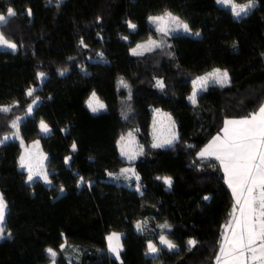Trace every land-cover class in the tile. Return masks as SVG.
<instances>
[{
  "label": "trees",
  "instance_id": "obj_1",
  "mask_svg": "<svg viewBox=\"0 0 264 264\" xmlns=\"http://www.w3.org/2000/svg\"><path fill=\"white\" fill-rule=\"evenodd\" d=\"M254 1L236 18L217 0H0V14L8 7L16 12L0 24L16 45L0 48V107L11 108L0 112V141L19 136L0 143L7 204L0 264H49V248L56 264L216 263L234 199L219 161L197 153L226 119L246 117L264 103V0ZM163 12L199 36L156 32L148 18ZM150 36L160 47L133 54ZM215 68L227 70L230 83L208 85L193 104L192 81ZM92 93L104 103L100 112L86 105ZM156 111L176 123L171 145L152 147ZM129 133L143 146L131 162L118 146ZM20 140L39 142L51 185L27 181ZM126 166L139 181L121 175ZM140 220L146 223L137 231ZM112 232L122 234L119 259L108 251ZM161 235L176 247L160 245ZM149 242L158 246L153 256L146 254Z\"/></svg>",
  "mask_w": 264,
  "mask_h": 264
},
{
  "label": "snow or ice",
  "instance_id": "obj_2",
  "mask_svg": "<svg viewBox=\"0 0 264 264\" xmlns=\"http://www.w3.org/2000/svg\"><path fill=\"white\" fill-rule=\"evenodd\" d=\"M59 2V0H57ZM218 4L224 6H230L231 12L234 17L240 18L242 15H247L248 11L252 9L255 4L254 0H248L247 4L239 5L234 0H217ZM27 14L31 15V9H27ZM16 12L12 7H8L5 14H0V24L6 23L9 18L14 17ZM149 22L156 25V31L167 36L172 31L183 30L184 32H190V28L187 23L182 21L179 17L174 16L170 12H165L162 15L150 16ZM129 28L134 29L136 25L129 22ZM195 35H199L196 33ZM83 44V41H81ZM0 45H5L10 49L15 50L16 45L7 40L2 31H0ZM154 47H160L157 41L149 39L146 44L137 45V49H143L144 51H152ZM137 49H133V54L139 55L142 52H138ZM63 75V72L60 73ZM39 76L43 78L44 74L40 73ZM213 84H219L220 86H226L230 83V77L227 70H221L215 68L208 72L204 76L197 77L193 81V92L189 96V100L195 104L197 96V88H206L209 82ZM121 84L124 81L121 79ZM158 87L163 88L164 83L162 80H157ZM33 89H29L28 95L31 96ZM35 103V102H34ZM88 106L92 112H97L104 108L96 97L95 93L92 94L91 99L88 101ZM11 111L10 107H0V112L7 113ZM32 111V107L29 106L28 112ZM170 119V117H169ZM19 118L13 121L11 127L18 129ZM174 127V125H173ZM40 128L43 132L49 131L48 126L41 121ZM155 131V129H154ZM223 138L216 136L213 140L198 153L201 159L208 157H214L219 161L220 166L225 173L226 183L232 191L235 203L230 213V220L224 226V232L222 233L219 255L216 257V264H264V103H262L258 110L249 114L247 117L239 120L226 119L224 121ZM129 137L132 133L128 134ZM175 133H172L170 137L161 140L159 136H154L156 143L152 147H164L165 145H171L176 139ZM9 137L5 136L3 141H7ZM124 137H121V141ZM38 147V145H37ZM72 149H76L75 143L72 145ZM143 151L142 149L140 150ZM121 155L127 157L128 160H134L136 153L132 152L126 145L121 144ZM20 167L26 168L28 171V181L31 182L34 176H43L45 182L48 181V176L42 171V165L37 164L34 169V165L27 161L25 156H21L19 160ZM130 169H121V175L127 174ZM134 174V172H133ZM111 176L112 174L109 173ZM119 178V177H117ZM139 181V176L136 177ZM157 179H161L157 177ZM164 182L171 186V178L164 177ZM84 180L81 178V183ZM63 191V188H61ZM139 191V187L137 188ZM204 199H208L205 197ZM7 204L2 194H0V239L5 235V216H6ZM237 212L239 215H237ZM146 223V222H144ZM161 228H168L166 223L160 226ZM138 231L143 230V224L138 222L136 224ZM11 236V233H8ZM109 242V249L119 259L120 250V235L113 232L107 237ZM160 243L168 247V249H174L176 245L166 239L164 235L160 236ZM189 245H194L195 241L190 240ZM63 248V245H61ZM149 253H157L158 249L152 243L148 244ZM47 252L50 258L55 264L56 252L49 248Z\"/></svg>",
  "mask_w": 264,
  "mask_h": 264
},
{
  "label": "rangeland",
  "instance_id": "obj_3",
  "mask_svg": "<svg viewBox=\"0 0 264 264\" xmlns=\"http://www.w3.org/2000/svg\"><path fill=\"white\" fill-rule=\"evenodd\" d=\"M235 2V1H234ZM236 4H239V5H243V4H247V3H238V2H235ZM254 4H255V1H254ZM224 6V5H223ZM228 7H230V6H228ZM165 12H163V13H160V14H156V15H152V16H157V15H162V14H164ZM174 16H177V15H175V14H173ZM178 17V16H177ZM180 18V17H179ZM181 19V18H180ZM182 20V19H181ZM148 21H149V19H148ZM183 21V20H182ZM150 23V22H149ZM150 25L156 30V25H154V24H152V23H150ZM156 32H158V31H156ZM186 33V32H184L183 30H177V31H172V32H170V34L169 35H173V34H176V33ZM158 33H160V32H158ZM162 34V33H161ZM186 34H190V35H195V34H193V33H191V32H188V33H186ZM195 36H197V35H195ZM199 36V35H198ZM149 39H152V40H155V41H157V43L159 44V41H158V39L156 38V37H152V36H150L149 38H147L145 41H143V42H141V43H139L138 45H143V44H146L147 43V41L149 40ZM0 48H4V49H9V50H13V49H10V48H8L7 46H5V45H0ZM155 48V47H154ZM16 49V48H15ZM133 49H137V45L133 48ZM133 49H132V51H133ZM137 51L138 52H145L143 49H137ZM212 71V70H211ZM210 72V71H209ZM208 73V72H207ZM207 73H205V74H207ZM205 74H203V75H201V76H204ZM198 77H200V76H198ZM196 79V78H195ZM194 79V80H195ZM193 80V81H194ZM193 81H192V92H193ZM210 84H213L211 81L208 83V85H210ZM208 85H207V87H208ZM217 85H219V84H217ZM220 86V85H219ZM206 87V88H207ZM206 88H203V89H201V88H197L196 89V91H197V95L199 94V93H201L203 90H205ZM192 92H191V95H192ZM93 94V93H92ZM92 94L88 97V99H87V101H86V105H87V107L89 108V106H88V101L91 99V97H92ZM190 95V96H191ZM97 97V96H96ZM98 98V97H97ZM98 100L101 102V103H103L99 98H98ZM37 103H38V100H36L35 101V103H33L32 105H31V107H32V111H33V109H34V107L37 105ZM103 105H104V103H103ZM4 107H8V106H4ZM104 108H105V106H104ZM103 108V109H104ZM103 109H100V110H98L97 112H100V111H102ZM89 110L91 111V109L89 108ZM32 111L29 113L28 111H27V115H30V114H32ZM92 112V111H91ZM97 112H94V113H97ZM169 117H170V119H169ZM19 120H21V118L19 119ZM41 123V122H40ZM40 123H39V129H40V132L42 133V134H47V133H45V132H43L42 130H41V128H40ZM173 125H174V127H173ZM150 129H151V134H152V137H153V141H154V143H156V140H154V136H159L160 137V139L161 140H164V139H166V138H168V137H170L171 136V134L172 133H175V135H176V137H177V135H178V132H177V130H176V123L174 122V120L172 119V117H171V115L168 113V112H166V111H156V112H154L153 113V115H152V120H151V126H150ZM154 129H155V131H154ZM7 137H9V139H18L19 138V136L17 135V134H14V135H10V136H7ZM121 137H124V140L123 141H121ZM120 137V139H119V141H118V146H119V149H120V153H121V144L123 143L124 145H126L132 152H134V153H136V157H135V159H137L139 156H141L142 155V152L140 151L141 149L143 150V146L140 144V142L137 140V138L136 137H134L133 135L131 136V137H129V135L128 134H126V135H123V136H121ZM8 139V140H9ZM20 143H21V145H22V151H21V156L23 155V156H25V158H26V160L27 161H29V162H31L33 165H34V169H35V167L37 166V164H40V165H42V171L44 172V173H46L47 174V176H48V171L46 170V161H47V155L41 150V148H40V145H39V142L38 141H32V142H29L28 144H25L24 142H22L21 140H20ZM37 145H38V147H37ZM20 156V157H21ZM123 157V159L125 160V161H127V162H131V161H134V160H128L127 159V157H125V156H122ZM26 171H27V169L26 168H24ZM123 169H130V170H132V171H129L127 174H125V176L127 177V178H130V177H135V176H137L136 175V173H135V171H134V169L132 168V167H130V166H126V167H124ZM133 172H134V174H133ZM35 179H39V180H41L45 185H51V181H50V179H49V177H48V181H50V183H47V182H45V180L43 179V176L41 175V176H34L33 177V180H35ZM32 180V181H33ZM27 181H28V171H27ZM31 181V182H32ZM29 182V181H28ZM166 185H168V184H166ZM138 222H140V223H142L143 224V226L145 225L144 224V221H142V220H140V221H137L136 222V224L138 223ZM136 227V226H135ZM136 230H137V228H136ZM138 231V230H137ZM113 233V232H112ZM112 233H110L109 235H111ZM115 233H118V232H115ZM119 235H120V238H121V233H118ZM108 235V236H109ZM107 236V237H108ZM166 237V236H165ZM167 238V237H166ZM159 239H160V236H159V238H158V243L160 244V245H164V244H161L160 243V241H159ZM119 243H120V241H119ZM149 243H152L153 245H155L153 242H149ZM148 243V244H149ZM107 246H108V251L113 255V256H115L116 257V255L114 254V253H112L111 251H110V249H109V242H108V240H107ZM120 250H119V253H120V251L122 250V245H121V243H120ZM156 246V248L158 249V246L157 245H155ZM165 247V246H164ZM158 252V251H157ZM146 254L148 255V256H153V255H155V254H153V253H149V251H148V247H147V251H146ZM49 264H53V261H51ZM56 264V263H55Z\"/></svg>",
  "mask_w": 264,
  "mask_h": 264
},
{
  "label": "crops",
  "instance_id": "obj_4",
  "mask_svg": "<svg viewBox=\"0 0 264 264\" xmlns=\"http://www.w3.org/2000/svg\"><path fill=\"white\" fill-rule=\"evenodd\" d=\"M217 85V84H216ZM247 117V116H246ZM243 118H245V117H240V118H229L230 120H239V119H243ZM224 127V126H223ZM223 129V128H222ZM222 129H221V131H220V133L217 135V136H220L221 138H223V131H222ZM207 146V145H206ZM206 146H204V147H202L199 151H198V153L201 151V150H203ZM198 153H197V156H198ZM199 157V156H198ZM200 158V157H199ZM208 158H213V159H215L214 157H208ZM208 158H205V159H208ZM168 187H169V185H167ZM232 192V191H231ZM233 199H234V197H233ZM234 203H235V200H234ZM234 205V204H233ZM237 215H239V213L237 212ZM230 218L231 217H229V219H228V221H227V223L229 222V220H230ZM226 223V224H227ZM225 224V225H226ZM224 225V226H225ZM225 230V229H224ZM167 240H169L168 238H166ZM159 241H160V239H159ZM170 241V240H169ZM171 242V241H170ZM163 246H165V247H167L166 245H163ZM219 255V254H218ZM216 264V263H215Z\"/></svg>",
  "mask_w": 264,
  "mask_h": 264
}]
</instances>
